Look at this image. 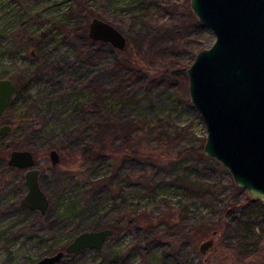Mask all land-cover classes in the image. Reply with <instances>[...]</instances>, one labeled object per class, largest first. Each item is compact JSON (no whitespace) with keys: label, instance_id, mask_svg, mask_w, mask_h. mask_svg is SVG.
<instances>
[{"label":"rangeland","instance_id":"rangeland-1","mask_svg":"<svg viewBox=\"0 0 264 264\" xmlns=\"http://www.w3.org/2000/svg\"><path fill=\"white\" fill-rule=\"evenodd\" d=\"M93 17L125 46L88 38ZM213 39L188 0H0V78L15 86L1 115L0 264L101 228L112 234L99 249L57 264H264V205L202 152L189 103L184 70ZM12 149L34 156L44 214L18 204Z\"/></svg>","mask_w":264,"mask_h":264},{"label":"water","instance_id":"water-1","mask_svg":"<svg viewBox=\"0 0 264 264\" xmlns=\"http://www.w3.org/2000/svg\"><path fill=\"white\" fill-rule=\"evenodd\" d=\"M188 6L214 36L184 70L189 103L205 127L202 152L219 162L250 199L264 205V0H188ZM87 36L116 49L126 43L115 27L96 17L87 24ZM14 91L10 79L0 78V135L10 131L1 115ZM47 156L50 164L58 162L54 149ZM6 164L23 170L25 192L18 204L44 214L47 199L32 152L12 149ZM111 234L110 228L81 231L62 250L31 264H57L64 254L99 249ZM210 244L207 239L199 250Z\"/></svg>","mask_w":264,"mask_h":264},{"label":"trees","instance_id":"trees-1","mask_svg":"<svg viewBox=\"0 0 264 264\" xmlns=\"http://www.w3.org/2000/svg\"><path fill=\"white\" fill-rule=\"evenodd\" d=\"M88 156H89V154H88ZM229 206L231 207V206H233V204H232V205L230 204ZM110 229H111V228H110Z\"/></svg>","mask_w":264,"mask_h":264}]
</instances>
